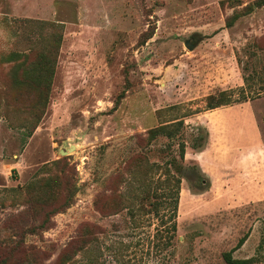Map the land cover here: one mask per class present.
Here are the masks:
<instances>
[{
    "label": "rangeland",
    "instance_id": "obj_1",
    "mask_svg": "<svg viewBox=\"0 0 264 264\" xmlns=\"http://www.w3.org/2000/svg\"><path fill=\"white\" fill-rule=\"evenodd\" d=\"M257 1L264 0H0V243L43 226L25 241L53 263L93 224L107 231L104 249L123 242L137 263L165 264L169 253L153 240L159 221L140 209L148 184L164 178V163L184 141L186 165L198 164L210 187L200 192L182 181L171 264H225L223 254L250 231L233 257L254 256L264 227V166L260 181L224 191L231 150H214L209 166L211 154L201 165L191 147L200 136L192 128L208 123L217 140L235 139L234 129H217V109L243 102L212 110L208 103L224 100L222 92L237 102L244 91L256 97L243 108L255 114L264 146V6L252 9ZM54 27L63 41L51 74L40 66ZM180 120L188 128L172 138L148 134Z\"/></svg>",
    "mask_w": 264,
    "mask_h": 264
},
{
    "label": "trees",
    "instance_id": "obj_2",
    "mask_svg": "<svg viewBox=\"0 0 264 264\" xmlns=\"http://www.w3.org/2000/svg\"><path fill=\"white\" fill-rule=\"evenodd\" d=\"M264 6V1L255 2L253 8H261ZM251 9V8H250ZM26 23L31 21L26 20ZM151 38L148 37V39ZM52 50L43 54L40 71L45 69L54 74V70L57 64V56L59 54L61 44L63 41V35L59 33L55 27L52 33ZM53 56L55 57L53 59ZM44 76L39 75L37 82H41ZM248 78L245 81L248 84ZM250 87V86H249ZM224 100L219 103H208V109H217L224 105H231L235 103H244L254 100L256 97L246 94L239 101H233L232 94L221 93ZM258 93L255 96H259ZM209 99H213L212 96ZM187 126L184 121H176L171 125L161 126L149 131V136L157 138L159 136H165L172 138L179 133H183L187 130ZM193 131L200 133V136L192 141V149L195 152L204 151L210 139V134L207 128L199 125L197 128H192ZM171 147V146H170ZM186 143L184 141L178 144V157L172 156L169 158L163 166L165 169L164 178L159 177L152 179V182L148 184V192L142 198L141 213L153 215L159 224L155 228L153 234L154 246L161 251H167L169 254L166 256V263H173V257L175 256V239L178 231V211L180 204V194L182 191V181L187 180L191 184H198L201 188L199 191H205L210 187V182L204 176L199 169L198 164L191 166L186 165ZM161 169L162 166H157ZM149 183V182H148ZM138 212V211H137ZM142 214V215H143ZM132 219H135L139 214L132 211L129 213ZM138 221V220H137ZM140 222V221H139ZM138 227V226H135ZM37 229H44L43 226L33 227L28 230L23 237V230L15 231L16 240H9L5 243H0V264H141L137 263L136 259L127 256L126 251L129 248L123 242L112 245L109 249L103 248V238L107 233L106 229L99 228L93 224H87L80 231L76 239L68 243L64 249L60 252L55 262L50 263L49 260L43 256L44 252L39 250L38 247L27 244L25 241L26 235H34L37 233ZM119 231V229H115ZM251 231L242 238L238 245L230 252L223 254V261L225 264H264V227L262 232V239L260 245L254 256L247 259H235L233 253L240 249L250 237ZM112 251L110 256L106 257L105 252ZM111 253V252H110ZM18 256H14V255ZM49 262V263H48Z\"/></svg>",
    "mask_w": 264,
    "mask_h": 264
},
{
    "label": "crops",
    "instance_id": "obj_3",
    "mask_svg": "<svg viewBox=\"0 0 264 264\" xmlns=\"http://www.w3.org/2000/svg\"><path fill=\"white\" fill-rule=\"evenodd\" d=\"M245 104L246 103L224 109H217V113L220 114L217 121V129H224L225 131L227 129H234L235 139L228 140L225 139L224 135L222 136V134H219L221 138L217 140V135L212 128L213 125L208 123L206 128L209 131L210 139L207 149L202 152H195L193 155L194 161L200 160V164L204 165V156L208 151V155L211 154L212 157H209V162L207 161V164L211 166L216 158L213 157L214 150L220 151L223 156L227 155L229 150H231L233 154L232 165H234V168L233 172L230 174V178L225 182L227 187L223 188L224 191H230V186L236 181L243 184L245 181L249 180L257 182L261 180L258 172L262 171V167L264 166V146L255 114L243 108ZM249 153L253 155L252 160L247 157ZM241 168L246 171L242 173ZM247 168L248 170L251 169V172L256 169V171H254L256 174H251L250 177L244 178V174L248 171Z\"/></svg>",
    "mask_w": 264,
    "mask_h": 264
},
{
    "label": "water",
    "instance_id": "obj_4",
    "mask_svg": "<svg viewBox=\"0 0 264 264\" xmlns=\"http://www.w3.org/2000/svg\"><path fill=\"white\" fill-rule=\"evenodd\" d=\"M185 46H186L187 48H189V50H193L194 47H195L193 44H191V41H187V42L185 43Z\"/></svg>",
    "mask_w": 264,
    "mask_h": 264
}]
</instances>
